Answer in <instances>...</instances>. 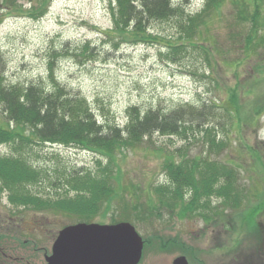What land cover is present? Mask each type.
<instances>
[{
    "label": "rangeland",
    "instance_id": "1",
    "mask_svg": "<svg viewBox=\"0 0 264 264\" xmlns=\"http://www.w3.org/2000/svg\"><path fill=\"white\" fill-rule=\"evenodd\" d=\"M174 1L185 6V14L200 11L204 4ZM251 4L224 0L190 37L181 35L183 24L176 16L151 21V38L144 42L136 41L140 38L131 27L115 29L110 0H0V72L6 85L26 87L41 81L51 89V51L67 45L70 53L54 58V79L84 97L104 126L124 127L131 106L169 111L213 104L219 110L202 127L188 123L186 134L155 133L140 147L119 155L110 181L115 194L100 204L95 218L18 206L9 192L0 193V245L6 255L0 257L7 264H46L60 229L81 220L135 225L145 241L139 264H173L179 255L188 257L190 264H264V1L255 39L260 43L248 48L245 39L252 24L246 15L254 11ZM251 87L254 92L245 94ZM236 91L243 107L239 120L226 112V98ZM254 103L260 109L251 121ZM2 125L14 123L0 105ZM207 127L217 133V141L225 140L224 149L210 148ZM12 146L0 143V156L11 154ZM34 151L30 160L42 174L39 184L29 189L44 197L65 194L70 172L97 171L99 162L106 163L97 153L74 145L46 144ZM203 152L235 165L245 190L234 209L222 207L221 198L212 199L215 217L210 220L182 211V205L173 209L171 200L162 203L155 191L169 181L164 171L167 158L173 155L181 162Z\"/></svg>",
    "mask_w": 264,
    "mask_h": 264
},
{
    "label": "trees",
    "instance_id": "2",
    "mask_svg": "<svg viewBox=\"0 0 264 264\" xmlns=\"http://www.w3.org/2000/svg\"><path fill=\"white\" fill-rule=\"evenodd\" d=\"M202 1V9L192 14H185V6L174 3V0H110V10L115 29L129 30L131 27L140 38L136 41L147 42L151 38L147 25L151 21L176 16L183 24L181 35L190 37L196 32V26L203 22L205 25L206 16L224 2ZM250 1L253 2L251 5L254 6V11L246 15L252 24L245 39L248 48L260 43L255 39L262 23L261 2L264 0ZM186 41L190 46L199 48L195 41ZM182 45L186 47L184 43ZM66 46L51 51L48 62L52 78L51 89L41 81L26 87L6 85L0 72V105L10 122L14 123L13 127L0 126V143L13 145L11 154L0 156V193L9 192L10 201L18 206L47 212L65 211L69 215L91 219L99 213L100 204L112 200L115 194V186L110 181L114 179L119 155L140 147L155 133L186 134L185 126L188 123L191 127L195 123L198 124L197 127H202L208 119L214 117L213 112L219 110L212 108V103L200 107L182 105L169 111L162 108L143 111L138 106H131L128 109L129 119L124 127L118 124L104 126L97 122L84 97L58 85L54 79L55 62L58 61L54 58L70 53ZM88 47L87 44L86 49ZM257 81L255 78L254 82ZM253 92L254 88L251 87L245 94ZM237 94L236 91L226 98V112L233 120H239L243 111ZM259 109V103L251 104V121L256 119ZM208 126L215 127L210 124ZM209 128H205L206 134L210 135L206 136L208 144L215 152H219L224 149L225 140L217 141V133ZM46 144L78 146L97 153L100 160L106 159V163L103 160V163L99 162L97 171L70 172L65 183V194L56 198L44 197L29 189L31 185L39 184L42 174L40 169L34 167L30 157L34 155V147ZM250 149L256 150L255 147ZM204 152L190 158L186 156L181 162L173 159V155L167 158L164 171L169 181L158 185L155 191L162 203L165 199L171 200L170 206L173 209L182 205V211L196 212L210 220L215 217L214 207H211L212 199L221 198L222 207L227 205L226 207L234 209L241 204L245 190L239 184L235 165L212 160L209 155L211 153L204 156ZM120 186L123 187L122 184Z\"/></svg>",
    "mask_w": 264,
    "mask_h": 264
},
{
    "label": "water",
    "instance_id": "3",
    "mask_svg": "<svg viewBox=\"0 0 264 264\" xmlns=\"http://www.w3.org/2000/svg\"><path fill=\"white\" fill-rule=\"evenodd\" d=\"M144 241L130 222L78 223L62 229L47 264H138ZM174 264H189L185 256Z\"/></svg>",
    "mask_w": 264,
    "mask_h": 264
},
{
    "label": "flooded vegetation",
    "instance_id": "4",
    "mask_svg": "<svg viewBox=\"0 0 264 264\" xmlns=\"http://www.w3.org/2000/svg\"><path fill=\"white\" fill-rule=\"evenodd\" d=\"M3 251H4V250L1 248V245H0V254H2L3 257H4V256H6V255H5L4 253H2ZM4 260H5L4 258L2 259V258L0 257V264H7L6 261H4ZM6 260H7V258H6Z\"/></svg>",
    "mask_w": 264,
    "mask_h": 264
}]
</instances>
